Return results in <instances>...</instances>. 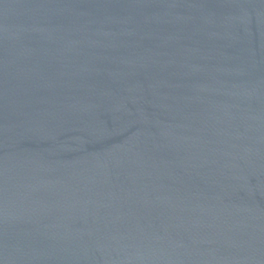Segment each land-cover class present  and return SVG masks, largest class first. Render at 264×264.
<instances>
[{"label": "water", "instance_id": "water-1", "mask_svg": "<svg viewBox=\"0 0 264 264\" xmlns=\"http://www.w3.org/2000/svg\"><path fill=\"white\" fill-rule=\"evenodd\" d=\"M0 264H264V0H0Z\"/></svg>", "mask_w": 264, "mask_h": 264}]
</instances>
